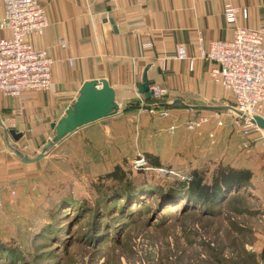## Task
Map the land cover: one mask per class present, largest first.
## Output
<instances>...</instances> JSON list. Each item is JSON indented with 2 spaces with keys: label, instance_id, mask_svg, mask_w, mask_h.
Returning a JSON list of instances; mask_svg holds the SVG:
<instances>
[{
  "label": "rangeland",
  "instance_id": "374dc122",
  "mask_svg": "<svg viewBox=\"0 0 264 264\" xmlns=\"http://www.w3.org/2000/svg\"><path fill=\"white\" fill-rule=\"evenodd\" d=\"M194 94L223 96L207 104L234 105L228 91L209 81L196 86ZM118 103L115 115L50 147L24 178L20 175L18 188L0 191V264H262L261 131L246 136L232 126L229 109L219 110L227 125L217 129L213 144L207 137L212 123L195 132L183 124L175 133L156 132L167 127L165 119L154 123L143 113L138 116L139 110L128 115ZM53 134L50 129L29 155L36 157ZM148 153L162 163L150 164ZM219 164L249 167L254 176L206 203L176 186L188 183L192 169L209 177ZM116 165L125 176L121 184L107 177ZM118 190L133 195L125 200L113 194Z\"/></svg>",
  "mask_w": 264,
  "mask_h": 264
},
{
  "label": "crops",
  "instance_id": "0c3cea01",
  "mask_svg": "<svg viewBox=\"0 0 264 264\" xmlns=\"http://www.w3.org/2000/svg\"><path fill=\"white\" fill-rule=\"evenodd\" d=\"M39 2L45 7L48 27L42 36H32L29 40L33 46L46 49L54 60L51 90L45 93L25 91L19 98L0 93V191L18 188L20 175L24 178L27 174L24 171H28L35 161H24L20 155L25 159L34 158L29 155L32 148L44 140L54 119L65 113L78 96L83 82L105 78L115 90L117 103L125 104L138 101L136 91L146 72L149 84L165 89L161 101L171 109H168L166 118L141 115L140 112L138 116H148L154 123L165 119L167 127H158L156 132H168L167 128L176 123L175 133L180 122L190 116L185 106L191 105L197 112L213 111L218 105L207 103L223 97L213 99L212 96L198 97L194 94L195 87L203 81L216 83L208 75L212 62L198 57L196 32L201 31L206 40H227L235 26L254 29L264 26V0ZM226 3L240 9L235 23H227L223 17ZM2 13L0 0V16ZM7 35L6 30L0 29V38ZM60 40L64 41L65 47H60ZM146 43H151V46H144ZM177 45L184 46L188 58L165 59L174 53ZM201 100L206 104L194 103ZM209 123L213 126L208 133L214 131L215 143L217 129L227 124L215 128L213 122ZM9 129L21 132L22 136L14 140ZM260 138L258 135L254 137L255 140ZM252 146L255 148L257 142ZM152 157L162 163L158 155Z\"/></svg>",
  "mask_w": 264,
  "mask_h": 264
},
{
  "label": "built area",
  "instance_id": "2783aa9c",
  "mask_svg": "<svg viewBox=\"0 0 264 264\" xmlns=\"http://www.w3.org/2000/svg\"><path fill=\"white\" fill-rule=\"evenodd\" d=\"M2 4L0 29L6 30L8 35L0 38V93L19 98L25 91L49 90L54 60L46 49L33 46L29 40L32 36H42L48 27L45 7L39 0H2ZM239 11L238 7L226 3L223 7L225 21L235 23ZM196 35L198 57L212 62L209 78L233 95L232 107L235 110H229L233 114L232 126H238L246 136L252 130L261 131L263 137V129L248 119L240 118L236 112L247 117L261 115L264 106V26L255 29L235 26L227 40H206L201 31ZM59 45L65 47L64 41L60 40ZM144 46L149 47L151 43ZM167 58L187 59L188 56L184 46L177 45L173 54L165 56ZM149 91L150 96L156 99L165 94V89L157 84H150ZM136 92L140 113L168 117V109L156 107L157 102L146 103L143 92L139 88ZM185 111L190 116L180 124L189 131L209 122H213L215 128L227 124L217 110L197 112L193 106L187 105ZM177 127L178 124L174 123L167 129L173 132ZM208 136L214 143V131H210Z\"/></svg>",
  "mask_w": 264,
  "mask_h": 264
},
{
  "label": "water",
  "instance_id": "95a60500",
  "mask_svg": "<svg viewBox=\"0 0 264 264\" xmlns=\"http://www.w3.org/2000/svg\"><path fill=\"white\" fill-rule=\"evenodd\" d=\"M145 74L146 72H144L138 88L143 92L144 98L148 99L150 97V84ZM118 108L119 105L115 98V90L109 85L105 78L87 80L81 85L78 96L66 109L65 114L57 121L50 124L51 128L54 130V134L50 140L44 143L40 153L32 159H25L23 156L19 155L24 161H34L41 158L50 147L56 145L70 133L94 121L115 115L118 113ZM214 108L217 110L234 109L232 106H217ZM236 113L240 118L248 119L251 123L264 130L263 116L253 115L247 117L240 112ZM8 132L16 141L22 136L21 132L15 131L14 129H9ZM262 264H264V262H262Z\"/></svg>",
  "mask_w": 264,
  "mask_h": 264
},
{
  "label": "trees",
  "instance_id": "16d2710c",
  "mask_svg": "<svg viewBox=\"0 0 264 264\" xmlns=\"http://www.w3.org/2000/svg\"><path fill=\"white\" fill-rule=\"evenodd\" d=\"M162 97L156 99L150 96L148 99H145V101L146 103L150 104L157 102L156 107L171 109L170 105H167L161 101ZM139 109L140 106L138 101H129L122 107L123 113L128 115L135 114ZM258 147L261 148V145L258 144ZM146 158L150 164L154 166L160 165V162L157 161L155 157L147 154ZM39 159L40 158L36 160ZM206 175L207 174L205 170L194 168L190 171V179L188 183H178L176 186L186 189L188 196L197 198L198 200L206 203L208 201H212L218 193H220L222 190H225L226 188H230V186L236 185L239 187L249 184L254 176V171L253 169H250L246 166L232 167L228 164H219L215 169L212 170L209 177ZM107 177L111 178L113 181H117L120 184L123 182L122 180L125 179L123 170L119 165L114 166L112 171L107 173ZM124 188H127V186ZM113 194L118 196L123 195L125 200H127V197L133 195L130 193H124V191L121 190L114 191Z\"/></svg>",
  "mask_w": 264,
  "mask_h": 264
}]
</instances>
